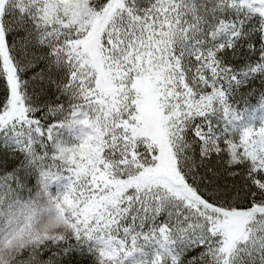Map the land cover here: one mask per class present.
<instances>
[{
	"label": "snow or ice",
	"instance_id": "snow-or-ice-1",
	"mask_svg": "<svg viewBox=\"0 0 264 264\" xmlns=\"http://www.w3.org/2000/svg\"><path fill=\"white\" fill-rule=\"evenodd\" d=\"M0 264H264V0H0Z\"/></svg>",
	"mask_w": 264,
	"mask_h": 264
}]
</instances>
